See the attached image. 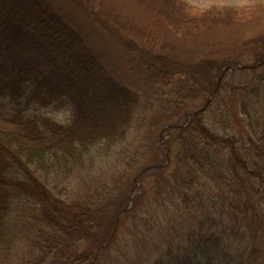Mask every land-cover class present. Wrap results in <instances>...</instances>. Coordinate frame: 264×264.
Wrapping results in <instances>:
<instances>
[{
	"label": "trees",
	"instance_id": "obj_1",
	"mask_svg": "<svg viewBox=\"0 0 264 264\" xmlns=\"http://www.w3.org/2000/svg\"><path fill=\"white\" fill-rule=\"evenodd\" d=\"M60 2L0 0V258L4 264L14 259V253L21 255V264H42L49 256L58 264H88L98 255L92 248L113 238L119 216L133 211L127 210L130 192H125L130 176L124 184L121 177L113 180L111 190L107 174L113 172L117 179L125 159L120 149L128 140L139 103L145 102L136 88L109 68L83 22ZM117 2L124 7L133 2L142 5L149 16L144 31L160 40L168 29L177 36L205 37L224 24L240 30L264 18V2L249 10L225 6L198 12L205 16L188 11L182 0ZM215 11L219 13L211 14ZM207 25L210 29H203ZM206 60L190 70L199 75L192 73L189 86L193 91L189 96L204 95L205 105L190 117L186 102L178 100L175 107L185 109L181 117L186 121H164L153 132L152 157L131 166L136 176L156 168L154 185L160 195L182 180L183 199L194 216L191 245L183 258L168 248L151 264H264V59L251 66L253 77L234 86L221 75L216 77L218 63L213 58ZM165 62L149 63V68L164 80L181 74L177 62L167 58ZM225 87L231 103L238 104L236 111L241 107L240 114L232 109L236 116L232 112L231 123L224 127L225 132L232 131L227 136L212 130L204 116L205 109L226 99ZM63 109L71 110L65 120L50 114ZM176 149L179 168L169 172L164 162ZM200 173L215 178L228 193H209L212 197L201 201ZM75 179L87 195L94 194L91 200H67L69 183ZM132 183L138 185L135 178ZM115 187L116 196L111 198ZM147 190L145 185L143 192ZM112 203L114 207L107 208ZM19 237L29 239L31 248L19 251ZM83 241L90 249L79 248Z\"/></svg>",
	"mask_w": 264,
	"mask_h": 264
},
{
	"label": "rangeland",
	"instance_id": "obj_2",
	"mask_svg": "<svg viewBox=\"0 0 264 264\" xmlns=\"http://www.w3.org/2000/svg\"><path fill=\"white\" fill-rule=\"evenodd\" d=\"M61 1V5L71 16L83 22L90 41H93V45L102 52L109 68H112L124 83L136 88L141 94V101L145 102V105L139 103L137 111L133 115V124L127 132L128 140L122 145L124 149H120L125 152V159L120 164L121 169L116 173L117 179L113 178V172L107 174V182L111 190H113V180L119 181V177H121L122 184H124L127 176H130V186L126 187L125 192H130L127 210L132 209L133 211L130 214L123 213L124 215L119 216V223L113 238L102 247L94 246L92 248L98 255L88 264H151L158 262L168 248H171L174 254L179 253V256L183 258L186 246L188 248L191 245L189 231L193 228L191 219L194 217L191 218L189 212L192 207H187V203L183 199V181L178 183V187L171 188L169 192L164 190L160 195L154 185L156 168L153 173L152 170H149L151 171L149 174L136 176V169H131V166L133 162L136 163V160L143 162L146 158L152 157L153 135L159 127L163 126L164 121L173 123L186 121L183 115L181 117V114L185 113V109L176 108L177 102L185 101L186 110L189 113L190 111L197 112L205 105L206 97L204 95L198 98L189 96L193 93L189 87H192V73L196 77L199 75L198 72H191L192 68L200 63H205L206 59L213 58L218 63L216 77L219 78L221 75V80L226 83L230 82L234 86L242 79L247 81L253 77L251 66L264 59V18L262 17L260 21L257 20L258 22L253 21L254 24L246 23L250 25L242 27L240 30L231 29L234 25L224 24L216 30L213 29L205 37L198 33L185 37L177 36L175 32L168 29L165 31L163 39L160 40L156 39L155 35L150 36L144 31L149 16L144 13V7L138 2L129 3L124 7L117 0H104L100 3L95 0H91L90 3L83 0L84 4L76 3L74 0ZM182 2L185 7L190 9L186 8L188 11L205 16L198 12L225 6H232L231 8L246 6L249 10V6L264 2V0H182ZM85 6L88 8L86 9ZM216 13L219 11L211 14ZM248 15L251 16V13L248 12ZM243 17H247V15L244 14ZM203 29H210V25ZM242 32L243 34L239 35ZM166 58L178 63L181 74L175 77L172 75L164 80L162 77L154 75L149 68V63L161 66V63H166ZM227 65L228 67H226ZM228 87L222 90L226 99L222 100L219 106L214 103L209 107L211 110H204L205 123H208V126L214 131L220 134L225 133V136L232 132L224 130L225 125L231 123L229 117H233L232 109L237 114H240L239 109H241L239 107L236 111L237 102L232 101L231 103L232 97L229 95ZM248 110L253 115H257L252 107H249ZM70 113V109L50 112L61 120H65ZM176 134V132L173 133V135ZM174 147L179 149V143L176 142ZM177 151L176 149L172 152L164 162L169 166V172L179 168V162L175 157ZM219 156L224 155L219 153ZM127 169L128 172L124 174ZM201 176L203 177L199 184L203 190L201 191L203 194L201 201H208L212 197L210 194L228 193V188L219 185L215 178L205 173H202ZM134 178L138 185L132 183ZM77 183V179L69 183L67 200L80 199L82 201L86 198L91 200L94 194H89L90 191L87 195V191ZM145 185L148 190L143 192ZM195 188V192L198 194V188L196 186ZM115 192H117V187L114 188L111 198L116 196ZM89 202L91 203V201ZM102 202L104 200L100 201V203ZM113 207V203L109 207L107 206L109 209ZM17 245L19 251L31 248L29 239L25 238H21ZM90 247L86 241L79 244L81 250L90 249ZM53 257L45 258V262L42 264L54 260ZM13 258L9 264H21V255L14 253ZM58 263V261H52V264ZM0 264H4L3 258H0ZM159 264L162 263L159 262Z\"/></svg>",
	"mask_w": 264,
	"mask_h": 264
}]
</instances>
